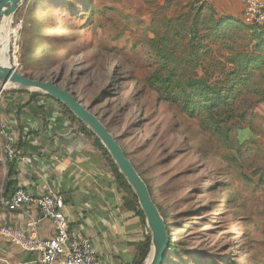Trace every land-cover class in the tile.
Instances as JSON below:
<instances>
[{"label": "rangeland", "instance_id": "rangeland-1", "mask_svg": "<svg viewBox=\"0 0 264 264\" xmlns=\"http://www.w3.org/2000/svg\"><path fill=\"white\" fill-rule=\"evenodd\" d=\"M199 7L239 20L234 48L250 50L240 0H26L12 18L16 70L57 81L105 118L166 216L178 249L167 264H264V68L228 108L235 116L225 136L145 85L155 67L150 40L165 20L190 23ZM229 41L210 43L213 58L202 64L219 79V63L234 51ZM173 53L183 56L182 45ZM15 90L25 89L4 91L0 107ZM1 157L0 194L8 170Z\"/></svg>", "mask_w": 264, "mask_h": 264}, {"label": "crops", "instance_id": "crops-1", "mask_svg": "<svg viewBox=\"0 0 264 264\" xmlns=\"http://www.w3.org/2000/svg\"><path fill=\"white\" fill-rule=\"evenodd\" d=\"M15 91L7 97L18 98H7L0 107V120L18 150L15 186L4 194L17 187L32 194L53 190L63 199L70 227L90 239L98 264H133L144 240L143 226L133 211L124 208L125 194L101 150L56 101ZM39 219L33 206L16 212L0 208V223L26 231L30 220H38V236L51 238L53 226ZM0 264H40V260L34 252L0 242Z\"/></svg>", "mask_w": 264, "mask_h": 264}, {"label": "trees", "instance_id": "trees-1", "mask_svg": "<svg viewBox=\"0 0 264 264\" xmlns=\"http://www.w3.org/2000/svg\"><path fill=\"white\" fill-rule=\"evenodd\" d=\"M198 10L200 11L198 12ZM203 10L204 8L200 9L199 7L190 23H188L187 18H174L163 22L164 33L162 35L156 34L148 44V54L154 58L155 67L145 77V85L155 92L157 100L177 105L190 117H201L203 124L207 128L214 133L225 136L226 131L231 130L227 123L235 116L233 111L228 108L239 95L241 87H245L250 81L254 72H259L264 68V29L251 25L245 26L244 24L245 28L251 32L249 41L251 47L250 50L237 51L234 48L236 47L233 44L235 40L231 32L234 29L241 28L239 20L231 16L216 18L213 16V11L210 7H208L206 15L201 13ZM185 39H187L186 42H184ZM228 40L230 41L227 46L230 51H234L225 58V62L219 63L222 73L219 79L214 74H210L202 64L213 58L212 49L209 46L210 43L214 45L216 42H227ZM179 44L182 45L183 56L173 53ZM224 64L227 65V68H225ZM36 95H38L36 92L32 94L33 97ZM45 97L50 98L48 95H45ZM57 103L73 121L80 124L83 131L93 139V144L101 150L115 177L118 188L125 194L124 208L133 211L142 226H145L144 215L139 208L137 198L123 175L118 171L107 150L66 106L59 102ZM96 115L108 131L112 133L105 122V118L99 117L98 114ZM113 136L115 137L114 134ZM238 142L240 145L243 143ZM122 149L126 157L132 162L125 149L123 147ZM14 162V159L7 162L8 170L2 186V194H4L5 190L12 189L15 186V181L12 178L14 175ZM132 164L141 176L135 164L133 162ZM144 182L153 200L152 190L145 180ZM9 192L4 194V196L8 197L12 193ZM156 206L167 225L166 216L157 204ZM167 230L169 231L168 226ZM149 248L150 238L145 236L137 249V258L133 264H143L149 253ZM177 251L176 243L169 238V255L165 264H167L169 257L177 253Z\"/></svg>", "mask_w": 264, "mask_h": 264}, {"label": "built area", "instance_id": "built-area-1", "mask_svg": "<svg viewBox=\"0 0 264 264\" xmlns=\"http://www.w3.org/2000/svg\"><path fill=\"white\" fill-rule=\"evenodd\" d=\"M243 11L242 21L246 25L264 29V0H240ZM19 26L13 20L7 25L9 61L17 69V51ZM18 89L0 83V98L4 91ZM16 141L8 131L6 124L0 120L1 160H15L18 155ZM26 206L39 210L40 219L48 220L54 228L51 238H40L37 227L38 220H30L27 230L12 229L0 223V242L15 244L38 255L40 264H98L97 252L89 238L72 229L69 219L64 213L62 197L53 190L47 189L39 194H32L22 187H17L8 197L0 194V208L16 212ZM143 235L149 236L145 225Z\"/></svg>", "mask_w": 264, "mask_h": 264}, {"label": "water", "instance_id": "water-1", "mask_svg": "<svg viewBox=\"0 0 264 264\" xmlns=\"http://www.w3.org/2000/svg\"><path fill=\"white\" fill-rule=\"evenodd\" d=\"M26 0H0V47L5 49L8 64L0 63V83L48 95L66 106L100 141L131 188L149 230L150 248L143 264H165L168 258L169 233L164 218L152 200L148 187L126 157L122 147L106 126L67 89H62L57 81L34 79L24 75L10 65L5 28L14 14Z\"/></svg>", "mask_w": 264, "mask_h": 264}, {"label": "bare ground", "instance_id": "bare-ground-1", "mask_svg": "<svg viewBox=\"0 0 264 264\" xmlns=\"http://www.w3.org/2000/svg\"><path fill=\"white\" fill-rule=\"evenodd\" d=\"M0 63L4 65L8 64L5 49L3 47H0Z\"/></svg>", "mask_w": 264, "mask_h": 264}]
</instances>
